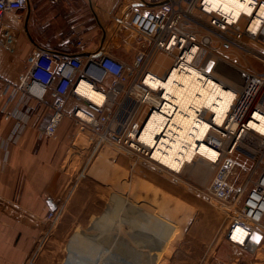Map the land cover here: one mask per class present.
<instances>
[{"label":"built area","instance_id":"obj_1","mask_svg":"<svg viewBox=\"0 0 264 264\" xmlns=\"http://www.w3.org/2000/svg\"><path fill=\"white\" fill-rule=\"evenodd\" d=\"M145 1L139 0L112 14L111 48L104 42L106 33L103 40L90 48L83 26L72 22L66 43L74 50L66 53L37 49L11 85V91L41 105V135L59 140L64 131L68 154L74 160L93 161L104 145L113 144L176 178L185 179L196 172L195 168L190 170L192 166L205 162L214 173L211 183L201 188L204 197L192 193L194 206L204 203L210 210L211 200H215L219 203L215 208H223L226 213L223 212L224 219H218L219 214L211 215L204 225L218 227L221 238L254 252L264 246V132L250 126L249 120L260 121L253 115L255 111L264 115V18L257 30L250 29V22L264 0H253L252 12H243L238 19L209 8L208 0ZM28 3L29 0H0V30L5 15L14 18ZM159 55L171 59L161 73L153 68ZM239 55L260 61V69L239 63L234 58ZM186 64L236 91V96L222 124L214 120L213 109L198 110V117L210 127L203 143L217 151V157L196 153L182 170L174 171L159 164L153 158V146L140 139L152 112L163 113L167 121L171 118V112L163 109L168 101L164 87L152 86L146 79L167 78L174 67L181 69ZM84 84L100 93L102 99L96 101L82 92ZM5 116L12 114L7 112ZM24 120L25 114L18 118V122ZM159 136H155V143ZM238 167L243 170L239 183L233 180ZM88 182L83 181V185ZM221 187L230 191L229 197L222 195ZM62 209L58 204L47 218L60 219ZM130 211V215H137L133 207ZM170 224L174 230L175 224ZM237 226L247 231L243 241L233 237ZM210 231L213 230L203 233L200 229L199 234L211 236Z\"/></svg>","mask_w":264,"mask_h":264},{"label":"rangeland","instance_id":"obj_2","mask_svg":"<svg viewBox=\"0 0 264 264\" xmlns=\"http://www.w3.org/2000/svg\"><path fill=\"white\" fill-rule=\"evenodd\" d=\"M80 1L83 3L80 10L82 14L73 23L81 24L84 29L94 28V41L99 42L102 28L93 15L95 11L89 8L88 0ZM93 1H104L106 8H102L101 12L111 15L128 6L123 0ZM30 5L35 24L37 22V25L45 27L44 32L49 35L59 24H63L66 29L70 27V23L54 17V7L46 0H30ZM24 15L19 11L14 18L5 15L2 28L11 27L15 40L13 43L7 36L6 41L0 40V47L14 51L27 45L32 48L25 58L28 61L35 50L24 35ZM50 36H47L46 44L57 41L55 34ZM110 37L105 44L111 48L113 40ZM234 58L248 67L250 64L256 69L261 67V62L250 56L243 58L239 55ZM170 64V58L159 55L153 68L161 73ZM62 134L66 138L64 131ZM199 165L205 170L201 178L196 177L197 172L191 171L194 176L189 173L186 179L176 178L164 169L139 159L135 154L121 151L113 144L104 145L93 161L74 160L71 155L66 156L59 168L63 186L58 204L63 207L62 214L56 221L46 216L41 231L27 243L24 264H62L75 251L84 254L88 243L91 249L86 264H104L108 261L111 264H210L205 259H208L213 246L220 244L218 239L221 236L217 233L218 227L204 225V221L211 213L212 216L219 214L218 219L222 216L224 219L226 210L215 208L219 204L215 200H211L210 210L204 203L200 207L194 206L196 202L192 193L204 197L201 190L211 183L214 173L210 167H205L204 162ZM195 167L192 166L190 170ZM242 173L243 170L238 167L234 182L241 181ZM91 177L94 179L90 181ZM83 181L88 184L83 185ZM220 192L230 196L227 188L221 187ZM72 202L74 204L70 206ZM131 207L137 215H130ZM166 220L175 224L174 230L173 225ZM200 229L202 232L207 229L213 231H210V236L199 234ZM243 230L239 226L234 227L233 235L242 236L240 232ZM199 243H208L205 252H195V244ZM71 245L75 247L70 248ZM73 261L74 264L80 263Z\"/></svg>","mask_w":264,"mask_h":264},{"label":"crops","instance_id":"obj_3","mask_svg":"<svg viewBox=\"0 0 264 264\" xmlns=\"http://www.w3.org/2000/svg\"><path fill=\"white\" fill-rule=\"evenodd\" d=\"M46 1L54 7L53 14L57 20H65L71 24L76 22L75 19L82 14L80 10L83 3L80 0H57L54 3ZM123 1L130 5L139 0ZM100 3L88 0L89 8L95 11L93 15L98 25L99 23L102 26L105 25V28H102L100 40L105 31L104 42L106 43L109 36L114 33L112 28L114 24L111 13L101 12L102 8H106L104 1ZM28 8L27 6L21 9L19 13L21 15L25 13L24 35L35 51L44 48L70 53L74 50L66 43L70 27L66 29L63 24L57 25L50 34H55L57 41L46 44L47 36H51L44 32L45 27L37 25V22L35 24L31 5L28 29H26ZM96 10L100 12L96 13ZM107 25L110 27H106ZM94 30V28L84 29V38L90 43V48L97 44L94 41L96 36L92 33ZM12 32L11 27L2 28L0 40L6 41L8 36V40L11 39L14 43L15 35L12 36L14 33ZM31 49L27 45L14 51L0 47V264H24L27 258V243L41 231L48 212L59 203L63 186L59 168L69 155L67 138L62 136L56 140L41 135L43 123L41 105L21 93L13 94L11 91V85L17 81L27 65L25 58ZM7 112L12 116L6 118ZM24 114L26 121L18 122V118L24 117ZM202 169L195 167L198 175L205 174V170L203 169L202 173ZM209 215L211 216L212 213ZM240 233L242 236L235 234L233 237L243 241L247 232L243 230ZM254 236L257 237L258 233ZM218 243L220 244L213 246L205 262L208 260L210 264H264V246L251 252L224 238L218 239ZM90 245L88 243V246L84 248V254L75 251L66 262L63 261V264H73V260L84 264L86 262H83L84 256L89 259ZM207 245L208 243L196 244L195 252H205ZM73 247L75 246H70V248ZM76 256L78 258H75Z\"/></svg>","mask_w":264,"mask_h":264},{"label":"bare ground","instance_id":"obj_4","mask_svg":"<svg viewBox=\"0 0 264 264\" xmlns=\"http://www.w3.org/2000/svg\"><path fill=\"white\" fill-rule=\"evenodd\" d=\"M208 3L209 8L221 10L230 19H238L243 12L251 13L255 6L253 0H208ZM263 18L264 3H261L257 8V14L251 19L250 29L257 30ZM146 81L152 86L164 87V96L168 101L164 103L163 109L171 112L170 121H167L163 113L156 111L152 112L145 121L140 139L153 146V158L159 164L174 171L182 170L186 163L194 159L196 153L215 159L218 152L203 143L210 128L209 123L198 117V110L204 107L213 109L214 120L222 124L236 96V91L223 87L221 83L210 77L203 76L200 71L188 64L181 69L174 67L167 78L149 76ZM82 92L96 101L102 99L100 93L86 84L82 87ZM253 115L260 121L250 119L249 125L264 132V115L257 111ZM157 134L160 136L155 143ZM198 166L201 165L197 162L196 167Z\"/></svg>","mask_w":264,"mask_h":264},{"label":"water","instance_id":"obj_5","mask_svg":"<svg viewBox=\"0 0 264 264\" xmlns=\"http://www.w3.org/2000/svg\"><path fill=\"white\" fill-rule=\"evenodd\" d=\"M142 1L145 2V3H147L145 0H142ZM28 7L30 8L29 3H28ZM29 8H28V13H27V15H29ZM26 22H27V20H26ZM99 25H100L101 28L104 29V27H103L100 23H99ZM25 28L27 29V23H25ZM104 37H105V31L103 32L102 40L104 39Z\"/></svg>","mask_w":264,"mask_h":264},{"label":"flooded vegetation","instance_id":"obj_6","mask_svg":"<svg viewBox=\"0 0 264 264\" xmlns=\"http://www.w3.org/2000/svg\"><path fill=\"white\" fill-rule=\"evenodd\" d=\"M29 16H30V14H29V15H27V18H26L27 22H26V23H28ZM27 29H28V24H27Z\"/></svg>","mask_w":264,"mask_h":264}]
</instances>
